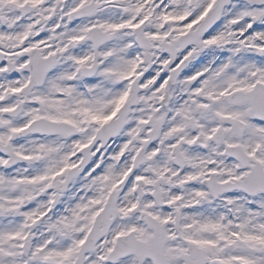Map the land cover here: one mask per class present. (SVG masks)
<instances>
[{"label": "snow or ice", "instance_id": "1", "mask_svg": "<svg viewBox=\"0 0 264 264\" xmlns=\"http://www.w3.org/2000/svg\"><path fill=\"white\" fill-rule=\"evenodd\" d=\"M0 264H264V0H0Z\"/></svg>", "mask_w": 264, "mask_h": 264}]
</instances>
